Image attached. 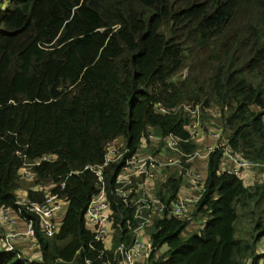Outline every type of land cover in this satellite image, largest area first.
<instances>
[{
  "label": "trees",
  "instance_id": "16d2710c",
  "mask_svg": "<svg viewBox=\"0 0 264 264\" xmlns=\"http://www.w3.org/2000/svg\"><path fill=\"white\" fill-rule=\"evenodd\" d=\"M183 105L201 106V133L220 131L232 153L264 165V0H0V209L16 208L26 162L56 157L34 168L36 181L26 189L33 202L68 178L58 234H43L40 218L27 215L43 264H86L98 256L102 247L86 224L98 185L90 167L103 166L117 140L132 154L142 153L146 140L153 155L170 134L188 140L191 117ZM201 149L181 144L187 156ZM206 164V190L193 215L203 229L193 230L195 219L154 218L151 245L163 253L154 264L261 259L264 183L246 187L224 172L219 150ZM121 168L110 164L103 176L123 235L133 211L111 195ZM184 173L164 170L156 197L176 200ZM243 216L252 224L245 248L236 238ZM0 264L23 263L0 249Z\"/></svg>",
  "mask_w": 264,
  "mask_h": 264
},
{
  "label": "built area",
  "instance_id": "2783aa9c",
  "mask_svg": "<svg viewBox=\"0 0 264 264\" xmlns=\"http://www.w3.org/2000/svg\"><path fill=\"white\" fill-rule=\"evenodd\" d=\"M183 110L191 112L193 123L189 127L190 139L187 142L197 139L201 134L203 118L201 119L200 106L193 107L192 105H183ZM162 113H167L163 108H160ZM152 133V132H151ZM213 139L220 140L221 135L215 133ZM153 143L158 144L159 139L154 135L149 137ZM181 140L171 134L166 139L165 149L180 153ZM122 144L119 140L108 145V154L106 162L103 166H92L91 171L98 178L97 193L93 197L87 209V224L90 232L94 235V242L101 245L98 250V256L94 259H87L86 264H154L160 258V253H154L151 246V237L148 229L158 220L157 217H162L165 214H170L182 221H192V217L196 211L197 200H191L182 195V190L179 191L176 200L165 203L157 199L155 188L151 182L158 179H166L164 170L171 166L183 167V160L175 158L162 160L158 156L148 152L131 155L127 149L121 148ZM224 144L215 145L207 149L206 155L198 153L191 155L185 162L190 159L199 157V159H208L210 154L219 150L225 156L224 164L229 163V167L225 168L227 174L233 176H243L245 172L256 174L257 180L264 183V165L252 163L238 154H233L229 148H223ZM56 157L44 156L34 162H26L19 170L18 174L24 183L33 184L36 181L34 168L45 162H54ZM126 161V163H124ZM110 164H120L121 170L119 176L113 184L114 191L111 193L112 198L118 199L123 205L133 211L132 219H127L125 225L128 232L119 234L115 230L116 222L114 218V210L112 207V199L109 198V192L103 176V169ZM223 164V165H224ZM223 169V168H222ZM67 179H65L59 187L56 186V193L46 192L44 200L41 202H33L23 188L18 190L19 199L13 208H3V213L0 216V229L5 227H14L19 222H26L29 227L25 232L15 231L0 237V249L9 252L17 257L23 264H36L37 259L42 263V252L40 241L36 236L34 228L35 221L28 219L27 215L35 214L40 218L41 232L43 234L53 236L60 232L58 218L67 211L68 203L63 199L62 194L66 188ZM205 176L198 172L194 175L192 185L199 191V199L205 192ZM34 191H43V188L37 186ZM195 203V204H194ZM195 205L193 208L192 205ZM193 214V215H192ZM24 240L30 245L29 250H25L21 254L15 247V242ZM262 257L257 264H264V246L262 248ZM37 256V257H36ZM62 260H57L50 264H62ZM246 264H255L253 260Z\"/></svg>",
  "mask_w": 264,
  "mask_h": 264
},
{
  "label": "crops",
  "instance_id": "0c3cea01",
  "mask_svg": "<svg viewBox=\"0 0 264 264\" xmlns=\"http://www.w3.org/2000/svg\"><path fill=\"white\" fill-rule=\"evenodd\" d=\"M257 111H259V110H257ZM197 143H199L200 146L202 147L201 151H199L201 153H203L204 151L213 147L216 144V142L213 139V137L211 136L210 132L209 133L208 132L201 133L199 135V137L197 138ZM169 157H172V155L169 154ZM207 160L208 159L201 160L199 158H193V159H190L188 162H186V164L190 165L191 167L186 169V172L183 174V177H185L184 180L186 182V185H183V187L180 190H182V195L184 197H187L191 200H194L196 198L197 192L192 187L193 185L192 184L190 185V181H191V178L199 172V170H203L201 168L205 167L207 169V164H206ZM181 168H179V170ZM205 172L203 173L204 176H205ZM243 182H244L246 187H253L255 184H257L256 174L249 172L247 174V176L245 177V179H243ZM27 186H25V185L23 186V190L25 192H26ZM192 206H193V208H195L194 204ZM60 219L61 218H58L59 222H60ZM197 222H200V229H203L202 220L200 218H198ZM26 230H27L26 225L22 222H19L14 227H5L3 230V235L5 236L10 232H15V231L25 232ZM15 244H17L21 250H29L30 249V245H28L24 240L18 241Z\"/></svg>",
  "mask_w": 264,
  "mask_h": 264
},
{
  "label": "rangeland",
  "instance_id": "374dc122",
  "mask_svg": "<svg viewBox=\"0 0 264 264\" xmlns=\"http://www.w3.org/2000/svg\"><path fill=\"white\" fill-rule=\"evenodd\" d=\"M220 132V131H217V130H214V131H212V132ZM155 132V131H154ZM156 133V132H155ZM123 141L122 140H119V143L120 144H122L123 145V143H122ZM153 144H155V143H153ZM150 145H148L147 144V142L146 141H144L143 142V150H142V152H148V153H150V151H149V149H148V147H149ZM122 148H126V146L125 145H123V147ZM169 154H171L172 155V157H169V159H172V158H175L176 159V155L175 154H172V153H169ZM168 154V155H169ZM188 165V164H187ZM169 168H173V169H175V170H179V166H171V167H169ZM182 169V171L183 172H186V167H182L181 168ZM201 169H203V170H199V172L200 173H204L205 171H206V168L205 167H203V168H201ZM22 184L23 185H25V186H27V184L26 183H24V182H22ZM185 185H186V182H185ZM48 187V186H47ZM21 188H23V187H21ZM196 196H198V193L196 194ZM65 214H66V211L62 214V217H61V219H60V222L58 223L59 224V226H61V224H62V219L64 218V216H65ZM240 219H239V221H238V223H237V226H236V228H237V231H236V238H237V240L243 245V247L245 248V245H246V243H247V239L250 237V230H251V228H252V224H251V218H248V217H239ZM195 219V218H194ZM0 226H1V224H0ZM88 226V225H87ZM192 226V228H193V230H197V231H199L200 230V222H197L196 221V219L194 220V222H193V224L191 225ZM1 230V232H0V234H2L3 235V229H0ZM264 243V239L262 238L259 242H258V244H257V246H256V251H257V254L258 255H260L261 254V251H262V247H258L259 246V244H263ZM15 247H16V249L21 253V254H24V251L25 250H21L19 247H18V245L17 244H15ZM36 261H38L37 259H35L34 260V262H36Z\"/></svg>",
  "mask_w": 264,
  "mask_h": 264
},
{
  "label": "bare ground",
  "instance_id": "6f19581e",
  "mask_svg": "<svg viewBox=\"0 0 264 264\" xmlns=\"http://www.w3.org/2000/svg\"><path fill=\"white\" fill-rule=\"evenodd\" d=\"M193 107H195V106H193ZM197 107V106H196ZM200 109H201V119L203 118V112H202V108H201V106H200ZM165 110V109H164ZM166 111V110H165ZM167 112V111H166ZM184 112H186V113H188L189 115H190V117H191V122H190V124L188 125V127H187V132H188V134H189V138H188V140L190 139V131H189V127H190V125L193 123V121H194V119H193V116H192V114H191V112H187V111H185L184 110ZM168 113V112H167ZM167 113H163V114H167ZM215 133H218V134H220L221 135V138H220V140H215V142H216V144L215 145H220L221 143L222 144H224L223 143V135H222V133L221 132H210V134L211 135H213V134H215ZM154 135V137L155 138H157L158 139V137L154 134V133H150V135ZM150 135H149V137H150ZM171 135V134H170ZM169 135V136H170ZM177 139H180L182 142H181V144L182 143H189V142H187L188 140H183L181 137H179V136H177V135H175V134H173ZM168 136V137H169ZM168 137H166L165 139H164V142H165V145H166V139L168 138ZM198 138V137H197ZM149 140L152 142V140L149 138ZM146 141V140H145ZM147 142V141H146ZM190 142H197V139H193V141H190ZM147 144H148V142H147ZM181 144H180V153H176V152H172V151H169V150H166L165 149V147H164V149L160 152V153H158L159 154V158L160 159H162V160H167V159H169V156H168V154L169 153H172V154H175V155H178L179 157L178 158H176L177 160H180L181 161V157H185V158H188V157H190V156H187V155H184V153L182 152V150H181ZM149 145V144H148ZM214 145V146H215ZM142 148H144L143 147V143H142ZM223 148H227L226 146H224ZM129 153L131 154V155H136V154H138V153H134V154H132L130 151H129ZM198 153V152H197ZM206 153H207V151H204L203 152V155H206ZM152 154V153H151ZM158 154H156L155 156H157ZM196 154V153H195ZM199 154H201L202 155V153L201 152H199ZM234 154V153H233ZM153 155V154H152ZM195 158H199V157H195ZM224 159H225V156H224ZM124 163H126V161L124 162ZM229 167V163L228 164H224L223 165V170L225 171V168H228ZM182 170V169H181ZM249 173V171L248 172H245L244 173V175L243 176H238L239 178H241L242 180L243 179H245V177L247 176V174ZM185 178V177H184ZM193 179H194V176L191 178V181H190V185L193 183ZM155 182V181H154ZM154 182H151L152 184H153V186H154ZM193 188H194V190L198 193V196H196V198L194 199V201L195 200H197L198 199V202L200 201V199L202 198H200L199 199V196H200V193H199V191L194 187V186H192ZM204 189H205V187H204ZM206 190V189H205ZM205 193V192H204ZM64 199V198H63ZM158 199V198H157ZM67 201V200H66ZM197 202V203H198ZM68 203V202H67ZM196 203V204H197ZM195 204V203H194ZM3 213V210L2 209H0V216H1V214ZM168 214V213H167ZM170 215V214H169ZM193 215V214H192ZM172 216V215H171ZM172 217H174V216H172ZM27 218L28 219H31V220H33L32 218H29L28 216H27ZM175 218V217H174ZM194 220V218L192 217V221ZM34 221V220H33ZM192 221H184V222H192ZM22 223H24L25 225H26V227H29L28 226V224L26 223V222H22ZM35 224V223H34ZM86 224H87V218H86ZM88 225V224H87ZM34 226V225H33ZM150 229V228H149ZM149 229H148V233H149ZM0 232H1V230H0ZM150 234V233H149ZM0 237H2V234H0ZM22 241V240H21ZM16 243V242H15ZM152 246V245H151Z\"/></svg>",
  "mask_w": 264,
  "mask_h": 264
},
{
  "label": "water",
  "instance_id": "95a60500",
  "mask_svg": "<svg viewBox=\"0 0 264 264\" xmlns=\"http://www.w3.org/2000/svg\"><path fill=\"white\" fill-rule=\"evenodd\" d=\"M205 179H206V174H205Z\"/></svg>",
  "mask_w": 264,
  "mask_h": 264
}]
</instances>
